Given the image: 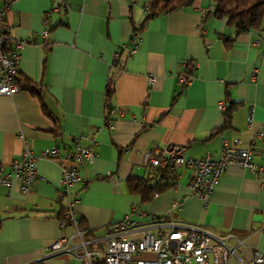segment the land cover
I'll use <instances>...</instances> for the list:
<instances>
[{"label": "crops", "instance_id": "0c3cea01", "mask_svg": "<svg viewBox=\"0 0 264 264\" xmlns=\"http://www.w3.org/2000/svg\"><path fill=\"white\" fill-rule=\"evenodd\" d=\"M52 3L15 0L6 15L13 33L8 47L17 39L26 44L19 49L21 90L0 95V176L28 147L37 155L39 178L26 193L18 184L0 182V264L78 263L73 251L51 248L60 234L70 236L74 229L59 221L68 202L58 196L61 169L41 155L49 146L60 156L73 151L78 134L85 135L81 145H93L94 157L79 165L81 178L69 190L90 247L104 248L100 237L131 205L161 214L179 199L180 207L172 209L177 222L207 229L214 240L226 239L246 262L255 249L264 251V29L234 34L226 17L207 15L209 0H193L149 19L138 48L127 55L132 22L144 19L148 0L132 6L129 0H68V7L52 12L44 25L43 12ZM115 49L121 52L119 66L112 64ZM190 59L193 77L182 84L178 75ZM222 99L232 106L226 126L218 107ZM108 106L118 109L111 124ZM261 129L263 135L253 142L261 174L231 162L205 201L189 194L186 167L176 186L146 201L129 188V177L150 172L143 163L149 147L185 144L187 156L217 157L223 137L246 144Z\"/></svg>", "mask_w": 264, "mask_h": 264}, {"label": "built area", "instance_id": "2783aa9c", "mask_svg": "<svg viewBox=\"0 0 264 264\" xmlns=\"http://www.w3.org/2000/svg\"><path fill=\"white\" fill-rule=\"evenodd\" d=\"M15 0H0V95H14L21 90L17 81L19 49L26 41L17 39L13 50H8V42L13 33L6 20L7 12ZM50 8L43 12V24L47 23L52 12L60 7L67 8L68 0H52ZM129 4H134L129 0ZM148 6V5H147ZM147 9V7H146ZM140 22H136L139 26ZM46 36L48 29L43 27L40 31ZM139 34L127 50V55L134 52L139 46ZM120 49L113 52L112 64L119 66ZM193 76L180 73V83H188ZM155 77L149 75V80ZM220 110L226 108V100L218 102ZM117 107L108 106V124L110 117L117 114ZM121 114V113H120ZM253 113L249 109L247 126L252 127ZM263 135V130L254 133L249 143L242 144L238 137H223L219 156L206 152L200 157L185 154L186 145L167 143L154 145L145 150L143 163L147 167H168L178 177L180 169H189L187 186L189 194L206 200L213 191L215 184L220 180L226 166L235 162L242 167L249 168L260 175L263 167L254 161L253 142ZM85 135L78 134L72 138L74 149L60 156L57 147L49 146L41 151V155L58 163L61 169V179L58 190L59 197H67L68 202L60 219L61 227L69 224L74 232L70 236L64 233L52 243V249L73 251L78 259L77 264H232L230 259L237 255L235 248L227 243L226 239L216 237L207 229L182 224L173 218L172 209L179 208L181 201L174 199L171 211L153 214L146 211L140 204H133L130 210L120 219L109 226L108 231L100 241L104 243L102 250L89 246L90 240L85 239L83 230L79 228V219L74 210L76 196H73L69 187L80 180L79 165L84 160L94 157L93 145L83 146L81 140ZM73 159L74 165L66 164V160ZM37 155L28 147L23 148L21 158L10 163L8 171L0 176V182L11 186L18 184L19 190L26 193L29 187L39 178L36 170ZM73 236L77 241H72ZM237 264H258L264 262V251L255 249L252 258L246 262L238 255ZM69 264V263H65Z\"/></svg>", "mask_w": 264, "mask_h": 264}, {"label": "trees", "instance_id": "16d2710c", "mask_svg": "<svg viewBox=\"0 0 264 264\" xmlns=\"http://www.w3.org/2000/svg\"><path fill=\"white\" fill-rule=\"evenodd\" d=\"M134 2L137 0H133ZM193 0H148L147 12L144 19L136 26V22H132V33L130 40L134 42L135 35L140 34L144 29L149 19L154 17L160 12L166 10L176 9L180 6L187 5ZM212 8L206 13L213 14L217 18L226 17L227 23L234 28V34H238L248 29H264V0H209ZM132 6V4H130ZM233 37H229L232 40ZM8 50H13L12 47H8ZM121 63V59L119 60ZM193 60H187L185 62V73L193 76ZM18 81V79H17ZM185 84V83H182ZM20 85V84H19ZM184 86V85H182ZM29 88V87H27ZM32 90V89H30ZM232 106L228 105L224 110L225 124L229 125L230 121V110ZM222 127L219 128L221 130ZM150 172L148 176H131L127 179L129 188L133 192H138L144 201L150 198V195L156 194L163 189L171 188L176 186L177 177L171 172L168 167L150 166ZM61 209L59 213V219H62ZM79 219V228L83 232L85 239V233L87 231L86 225H84L81 217Z\"/></svg>", "mask_w": 264, "mask_h": 264}]
</instances>
